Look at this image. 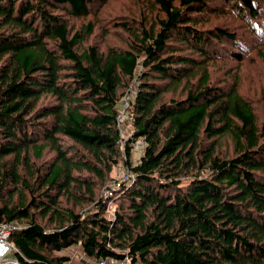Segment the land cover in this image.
Masks as SVG:
<instances>
[{
	"label": "trees",
	"instance_id": "16d2710c",
	"mask_svg": "<svg viewBox=\"0 0 264 264\" xmlns=\"http://www.w3.org/2000/svg\"><path fill=\"white\" fill-rule=\"evenodd\" d=\"M4 223L22 264H264V0H0Z\"/></svg>",
	"mask_w": 264,
	"mask_h": 264
},
{
	"label": "built area",
	"instance_id": "2783aa9c",
	"mask_svg": "<svg viewBox=\"0 0 264 264\" xmlns=\"http://www.w3.org/2000/svg\"><path fill=\"white\" fill-rule=\"evenodd\" d=\"M127 106L128 102L124 100L118 119V127L123 137V143H125L128 131L131 128V117L126 112ZM145 145L146 143L144 140L137 139L133 144L135 154L141 153L145 148ZM128 174L130 175L129 172ZM130 177L132 178L131 175ZM119 185L120 184H118V186ZM115 188L116 186H110L107 191L109 196H112V190ZM18 228H20V226L16 223L0 224V264H22L16 257V254L18 253L17 247L10 241L12 232ZM95 264H130V260L127 256L122 259H98L95 261Z\"/></svg>",
	"mask_w": 264,
	"mask_h": 264
},
{
	"label": "rangeland",
	"instance_id": "374dc122",
	"mask_svg": "<svg viewBox=\"0 0 264 264\" xmlns=\"http://www.w3.org/2000/svg\"><path fill=\"white\" fill-rule=\"evenodd\" d=\"M140 159V154H134V163ZM115 180H112L109 182V186H118L121 182H128L129 175L127 173L126 168L124 165L117 166L115 168V173L113 175ZM76 248V247H75ZM73 259L70 257V261L67 262L66 264H83L82 261H80L83 256L85 257L86 255H83V250L80 249L78 252H73ZM87 257V256H86ZM88 258V257H87ZM85 264H95V259L88 258L87 262Z\"/></svg>",
	"mask_w": 264,
	"mask_h": 264
},
{
	"label": "crops",
	"instance_id": "0c3cea01",
	"mask_svg": "<svg viewBox=\"0 0 264 264\" xmlns=\"http://www.w3.org/2000/svg\"><path fill=\"white\" fill-rule=\"evenodd\" d=\"M80 249L81 248L79 246H76V248L72 247V248H69L68 250H66L64 254L73 259V255H74L73 252H78V251H80ZM83 255H85L84 252H83ZM87 260H88V258L86 256L85 257L83 256V258L80 259V261H82L83 264H85L87 262Z\"/></svg>",
	"mask_w": 264,
	"mask_h": 264
},
{
	"label": "bare ground",
	"instance_id": "6f19581e",
	"mask_svg": "<svg viewBox=\"0 0 264 264\" xmlns=\"http://www.w3.org/2000/svg\"><path fill=\"white\" fill-rule=\"evenodd\" d=\"M124 102V101H123ZM122 102V103H123ZM121 108H122V104L119 106V116H120V110H121ZM127 112V111H126ZM119 116H118V119H119ZM127 173H128V171H127ZM129 175V174H128ZM130 178V175H129V177H128V179ZM122 183V182H121ZM121 183H120V185L119 186H116V188L114 189V190H116L117 188H119L120 186H121ZM110 187V186H109ZM11 237V236H10ZM118 252V251H117ZM101 259H114V258H101ZM122 259V258H121ZM96 261V260H95Z\"/></svg>",
	"mask_w": 264,
	"mask_h": 264
}]
</instances>
